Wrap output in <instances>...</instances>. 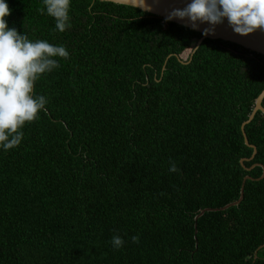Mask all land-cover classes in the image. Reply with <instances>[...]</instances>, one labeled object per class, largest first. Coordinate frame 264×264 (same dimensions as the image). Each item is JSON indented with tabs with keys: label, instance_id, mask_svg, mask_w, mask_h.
<instances>
[{
	"label": "trees",
	"instance_id": "trees-1",
	"mask_svg": "<svg viewBox=\"0 0 264 264\" xmlns=\"http://www.w3.org/2000/svg\"><path fill=\"white\" fill-rule=\"evenodd\" d=\"M7 2L9 27L70 57L0 151V264H264V113L245 126L253 158L242 130L264 54L211 38L193 53L201 32L112 1L72 0L63 33L42 0ZM248 175L239 205L196 220Z\"/></svg>",
	"mask_w": 264,
	"mask_h": 264
},
{
	"label": "clouds",
	"instance_id": "clouds-1",
	"mask_svg": "<svg viewBox=\"0 0 264 264\" xmlns=\"http://www.w3.org/2000/svg\"><path fill=\"white\" fill-rule=\"evenodd\" d=\"M41 14L52 17L55 30L63 33L72 27V0H42ZM139 4L150 7L140 0ZM7 0H0V151L7 152L21 145L24 127L39 118L49 103L44 95H36V82L44 75L60 67V59H68L70 53L63 45L47 40H31L25 33L9 27L7 17L11 15ZM187 20L193 30L208 24L203 35H215L216 26L228 25L234 33L248 36L264 30V0H191L183 9L173 10L167 21ZM170 172H177L175 163ZM132 241L138 243L139 237ZM112 246L120 249L124 239L112 238Z\"/></svg>",
	"mask_w": 264,
	"mask_h": 264
},
{
	"label": "water",
	"instance_id": "water-1",
	"mask_svg": "<svg viewBox=\"0 0 264 264\" xmlns=\"http://www.w3.org/2000/svg\"><path fill=\"white\" fill-rule=\"evenodd\" d=\"M102 1H112L115 3H119V4H126V5H131L134 7H138L144 11H147L149 13L152 14H156L159 15L161 17H163L164 19H166V17L175 9H183L187 6L188 3L191 2V0H144V4L148 7H150V11L147 10V8L145 6H141L139 4L140 0H102ZM172 22L187 26L189 28H192L190 26V24L188 23L187 20H180V19H173L171 20ZM209 27L208 24H202L200 25L199 32L203 33L204 28ZM207 38H211V39H224L227 41H231V42H235L237 44L243 45L245 47H247L248 49L252 50V51H256L258 53H262L264 54V30H258L257 32L250 34L248 36H241L239 34L234 33V31L232 30V28L228 25L227 20H225L224 24L222 25H218L216 26L215 29V35H208V36H202L194 50L193 53L196 52V50L200 47V45L202 44V42L207 39ZM264 91L257 97L256 99V104L255 107L253 109V112L251 113L249 119L247 121H245L242 125V130H243V134L245 136V142L247 145L251 146L254 148V153L252 155V158L255 157V155L257 154V147L253 144L250 143L247 134L245 132V126L250 123L254 117L256 116L258 111H262L264 113ZM245 159H242V163L244 164ZM256 165H261L264 169V165L257 163ZM246 167V166H245ZM251 176H246L244 179V183L241 189V197L239 200L227 204L226 206H223L221 208H207V209H203L201 210V212L199 213V215L196 217V220H198L205 212L207 211H211V210H224L227 209L231 206L234 205H239L241 203V201L244 198V191H245V183L248 179H251ZM264 178V171H263V175L260 177V179ZM258 252V251H257Z\"/></svg>",
	"mask_w": 264,
	"mask_h": 264
}]
</instances>
